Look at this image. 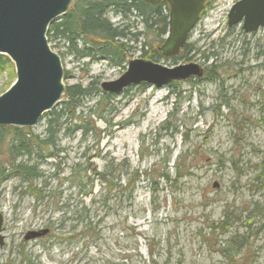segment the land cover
Listing matches in <instances>:
<instances>
[{"label": "rangeland", "instance_id": "1", "mask_svg": "<svg viewBox=\"0 0 264 264\" xmlns=\"http://www.w3.org/2000/svg\"><path fill=\"white\" fill-rule=\"evenodd\" d=\"M206 2L185 47L169 59L151 57L165 39L155 27L111 9L107 22L129 29L120 56L92 50L83 36L70 42L47 33L64 87L98 92L86 93L68 115L63 94L28 128L42 138L63 111L53 157L14 156L9 139L1 145L0 264H264V33L228 27L236 0ZM136 58L167 68L193 62L209 79L140 83L110 94L109 105L96 104L101 82L116 80ZM8 65L0 94L16 77ZM24 162L39 175L22 181L15 166ZM109 164L120 170L106 189L96 178Z\"/></svg>", "mask_w": 264, "mask_h": 264}, {"label": "water", "instance_id": "2", "mask_svg": "<svg viewBox=\"0 0 264 264\" xmlns=\"http://www.w3.org/2000/svg\"><path fill=\"white\" fill-rule=\"evenodd\" d=\"M72 1L0 0V55L9 58L16 76L9 89L0 94V125L32 128L43 113L60 102L65 89L63 66L58 54L49 47L46 35L49 24L66 13ZM149 1H163L169 6L167 33L157 48L165 58L174 56L197 25L206 0ZM228 12L229 27L241 23L244 32L264 29V0H237ZM202 73L203 68L193 62L167 68L136 58L128 61L125 72L116 80L101 82L100 90L116 95L140 83L159 88L171 81L201 77ZM2 240L0 236V246Z\"/></svg>", "mask_w": 264, "mask_h": 264}, {"label": "trees", "instance_id": "3", "mask_svg": "<svg viewBox=\"0 0 264 264\" xmlns=\"http://www.w3.org/2000/svg\"><path fill=\"white\" fill-rule=\"evenodd\" d=\"M75 7H69V10L63 14V17L54 26L48 27V32H53L55 35L62 36L67 39V41H75L78 37L83 36V40L91 47L92 50H97L100 54H108L110 56H120L124 47V44L120 43V40L129 36L123 27V30H118L119 28L115 25L112 27L106 18L104 17V12L107 9H111L112 12H119V14L127 13L138 16L141 18L143 27H151L156 29V37L162 39L161 36L165 35L167 32V15L164 14L167 11V4L164 2L151 3L149 0H74ZM123 20V19H122ZM48 33V36H49ZM128 34V35H127ZM89 39V40H88ZM85 54H90V50ZM84 52V51H82ZM148 52H143L142 56L146 57ZM204 58H209V56L203 55ZM152 58L160 57L154 53ZM10 64L8 57L0 55V72L6 70ZM98 92L95 87H81L79 84L67 87L64 90V95L69 98V102L64 103V113L67 115L73 114V107L78 104L79 99H81L86 93ZM109 93L100 94L99 100L96 104L109 105L108 102L112 98ZM104 110V113L109 111V108ZM63 111L60 113H55L53 118L49 119L46 124V129L44 131L43 137L40 138L30 132L28 128H15V127H0V147L4 144L5 139H9V151L11 155H20L21 153L26 154L28 158L34 156L40 160L53 157V152L51 148L56 146V134L60 130L61 123L58 121L64 115ZM90 114H97L94 110L88 111ZM46 114V113H45ZM99 116V115H98ZM101 117V116H100ZM78 118V117H77ZM75 116L72 121H75ZM86 133L90 131L89 126H76ZM121 165V164H120ZM120 167L119 165H117ZM118 167H114L113 164H109L105 169L97 174L96 180L100 181L103 186L110 184L113 174H116ZM15 170L21 175L22 181L29 180L26 175H39L36 170V165L33 167L28 166L26 162L23 164H17ZM181 177L179 174L177 175ZM94 181L91 180V186ZM133 182L127 180L126 185L133 188ZM91 188V187H90ZM89 188L88 192H85L84 196H88L91 192ZM151 264H158L154 261Z\"/></svg>", "mask_w": 264, "mask_h": 264}, {"label": "flooded vegetation", "instance_id": "4", "mask_svg": "<svg viewBox=\"0 0 264 264\" xmlns=\"http://www.w3.org/2000/svg\"><path fill=\"white\" fill-rule=\"evenodd\" d=\"M237 1V0H236ZM156 2V1H155ZM121 17H122V19L124 20H127V18H129L128 17V14L126 13H122V14H119ZM235 25H238V24H235ZM235 25H232V26H235ZM229 27V26H228ZM229 28H231V27H229ZM259 29H261V28H258V29H256V30H253V32H255V31H257V30H259ZM126 31V33H128L129 31V29H125ZM242 30V29H241ZM243 33H245L244 31H242ZM253 32H248V33H245V34H252ZM261 32H263L264 33V29H261ZM129 34V33H128ZM127 34V35H128ZM245 44H247V42L245 41L244 42ZM181 51V50H180ZM245 51H246V49L244 48V50H243V52L245 53ZM243 53V54H244ZM262 53H264V52H262ZM211 54H213V53H211ZM211 54H210V56H211ZM202 67V66H201ZM203 68V73H202V76L201 77H197V78H199V80H207V79H209V77L207 76V74H206V72H205V70H206V68H204V67H202ZM211 80H213V77L212 78H210ZM262 161H263V158H262ZM263 164H264V161H263ZM2 217V216H1ZM2 223H3V219H2ZM1 226H2V224H1ZM0 226V233L3 231V228ZM30 234H35V233H27V235H30ZM1 236V235H0ZM2 237V236H1ZM3 238V237H2ZM3 241H4V238H3V240H2V245H3ZM1 245V246H2ZM0 246V247H1Z\"/></svg>", "mask_w": 264, "mask_h": 264}]
</instances>
